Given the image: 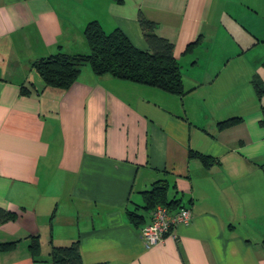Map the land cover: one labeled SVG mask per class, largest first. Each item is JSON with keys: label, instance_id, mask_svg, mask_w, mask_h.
Masks as SVG:
<instances>
[{"label": "crops", "instance_id": "0c3cea01", "mask_svg": "<svg viewBox=\"0 0 264 264\" xmlns=\"http://www.w3.org/2000/svg\"><path fill=\"white\" fill-rule=\"evenodd\" d=\"M140 11L173 42L184 94L90 66L66 88L48 86L31 66L58 50L88 52L92 19L148 48ZM260 13L264 0H0V208L15 214L0 222V244L15 242L0 247V264H51V243L75 240L84 264H264ZM232 116L242 119L218 129ZM158 179L191 219L145 247L142 191Z\"/></svg>", "mask_w": 264, "mask_h": 264}, {"label": "trees", "instance_id": "16d2710c", "mask_svg": "<svg viewBox=\"0 0 264 264\" xmlns=\"http://www.w3.org/2000/svg\"><path fill=\"white\" fill-rule=\"evenodd\" d=\"M140 28L148 43V48L135 46L124 31L119 27L110 30L103 28L97 19L88 21L83 33L88 42V52L68 53L61 50L38 57L31 62V66L40 74L44 84L56 87H68L77 78L82 66L89 64L96 75L110 74L114 77L127 79L158 87L166 92L182 95L184 88L181 64L173 54V42L155 32L156 21L147 18L142 11L138 14ZM264 63V62H263ZM256 93H264V82L258 76L253 77ZM22 92L27 90L22 88ZM264 123V106H262ZM240 116H232L218 121V129L237 124ZM189 157L198 158L203 164L209 165L214 158L197 150L189 149ZM170 185L165 179L154 181L149 189L142 191L143 208L148 211L162 204L171 211L183 207L181 200L169 198ZM128 218L138 225L144 221V216L136 211H128ZM15 214L0 208V222L14 219ZM139 222V223H138ZM51 243V241H50ZM14 241L1 243L2 249H10ZM28 248L34 260H40L39 235L29 238ZM51 264H84L79 251V241L75 240L68 245H53L49 251ZM91 264H107L95 262Z\"/></svg>", "mask_w": 264, "mask_h": 264}, {"label": "built area", "instance_id": "2783aa9c", "mask_svg": "<svg viewBox=\"0 0 264 264\" xmlns=\"http://www.w3.org/2000/svg\"><path fill=\"white\" fill-rule=\"evenodd\" d=\"M190 219L191 211L188 207L183 206L171 211L165 205H156L151 213L150 222L140 231L145 247H151L160 242L174 226L180 223L186 224Z\"/></svg>", "mask_w": 264, "mask_h": 264}, {"label": "rangeland", "instance_id": "374dc122", "mask_svg": "<svg viewBox=\"0 0 264 264\" xmlns=\"http://www.w3.org/2000/svg\"><path fill=\"white\" fill-rule=\"evenodd\" d=\"M260 18V19H259ZM259 21H257L256 20V22H255V24H252V25H255V27H256V30H257V32L259 33V34H261L260 36H258V38L260 39V40H262L260 43H259V45H258V47H257V49L260 51V52H262V53H264V13H260L259 14ZM252 23V22H251ZM250 23V21L247 19L246 20V24H251ZM256 50V49H255ZM83 66H89L88 64H84ZM28 245V244H27ZM47 258V260L48 261H50V257L48 256V257H46ZM50 263V262H49Z\"/></svg>", "mask_w": 264, "mask_h": 264}]
</instances>
